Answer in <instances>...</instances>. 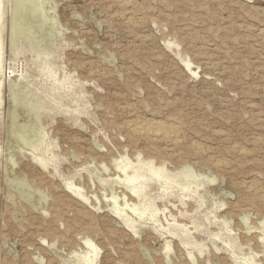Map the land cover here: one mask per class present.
I'll return each mask as SVG.
<instances>
[{
  "label": "rangeland",
  "instance_id": "374dc122",
  "mask_svg": "<svg viewBox=\"0 0 264 264\" xmlns=\"http://www.w3.org/2000/svg\"><path fill=\"white\" fill-rule=\"evenodd\" d=\"M28 1L33 37L13 44L0 0V264H82L84 239L95 264H264L237 225L264 217V0Z\"/></svg>",
  "mask_w": 264,
  "mask_h": 264
},
{
  "label": "bare ground",
  "instance_id": "6f19581e",
  "mask_svg": "<svg viewBox=\"0 0 264 264\" xmlns=\"http://www.w3.org/2000/svg\"><path fill=\"white\" fill-rule=\"evenodd\" d=\"M13 1V0H12ZM15 2V3H14ZM14 10H13V16H12V21H11V43H13V44H15V42H16V40H17V38H27V40H28V38H31V37H33L31 34L32 33H29V31H28V29H26V27H27V18H29L28 16L30 15V13H33V12H36V11H38L37 10V7H36V5H33V4H30L29 3V1L28 0H14ZM31 2V1H30ZM44 3V2H43ZM117 3L120 5V6H122V7H125V8H127V7H129V2L127 1V0H117ZM39 6V5H38ZM118 8V7H117ZM13 9V8H12ZM135 9V8H134ZM53 11V10H52ZM125 11H126V9H125ZM139 11V10H138ZM49 12V11H48ZM75 12V11H74ZM10 13V12H9ZM12 13V12H11ZM40 13V12H39ZM35 14V13H34ZM76 14V13H75ZM127 15V14H126ZM259 15V14H258ZM34 16V15H33ZM72 16V15H71ZM83 16V15H82ZM35 17V16H34ZM119 17H121V16H119ZM139 17V16H138ZM9 18H10V16H9ZM42 18V17H41ZM77 18V17H76ZM34 19V18H33ZM32 19V20H33ZM51 19H53V18H51ZM119 19V18H118ZM30 20V19H29ZM31 20V21H32ZM36 20V19H35ZM38 20V19H37ZM54 20V19H53ZM88 20V19H87ZM108 20V19H107ZM129 20V19H128ZM39 21V20H38ZM51 21V20H50ZM55 21V20H54ZM83 21V20H82ZM34 22V21H33ZM73 22V21H72ZM89 22V21H88ZM129 22H131V21H129ZM134 22V21H133ZM138 22V21H137ZM29 23H30V21H29ZM35 23V22H34ZM38 23V22H37ZM44 23V22H43ZM42 23V24H43ZM87 23V22H86ZM116 23V22H115ZM123 23V22H122ZM45 24H46V22H45ZM129 24H131V23H129ZM140 24V23H139ZM31 25V24H30ZM35 26V25H34ZM30 27V26H29ZM32 27V26H31ZM55 27V26H54ZM98 27V26H97ZM143 27V26H142ZM253 28V27H252ZM52 29V28H51ZM123 29H124V27H123ZM256 29V28H255ZM36 31V30H35ZM259 31V30H258ZM41 32V31H40ZM37 33V32H36ZM39 33V32H38ZM85 33V32H84ZM260 35L263 37V39H264V29H262V30H260ZM93 34V33H92ZM110 36V35H109ZM242 36V35H241ZM199 38V37H198ZM244 38V37H243ZM246 38V37H245ZM113 39V38H112ZM247 39H248V37H247ZM22 41V40H21ZM35 41V40H34ZM117 43V42H116ZM168 43H170V42H168ZM173 44V43H172ZM9 45H10V43H9ZM39 45V44H38ZM98 46V45H97ZM128 46V45H127ZM168 47H169V45H168ZM172 47V46H171ZM264 47V46H263ZM95 49V48H94ZM97 50V49H96ZM123 50V49H122ZM117 51V50H116ZM257 51H258V49H257ZM11 52V51H10ZM263 53V52H262ZM255 54V53H254ZM101 55V54H100ZM98 56V55H97ZM104 56V55H103ZM101 57V56H100ZM12 58V57H11ZM15 58V57H14ZM27 60V59H26ZM259 60V59H258ZM103 61V60H102ZM129 63V62H128ZM7 64V63H6ZM128 65V64H127ZM184 65L189 69V71H191L192 72V63L189 61V60H185L184 61ZM209 66V65H208ZM221 68V67H220ZM107 69V68H106ZM90 71V70H89ZM103 72V71H102ZM194 73H197V72H195V70L193 71ZM215 72V71H214ZM128 73V72H127ZM219 73V72H218ZM0 74H1V64H0ZM122 74V73H121ZM106 75V74H105ZM171 75V74H170ZM193 75V74H192ZM19 76V75H18ZM3 77V76H2ZM10 77V76H9ZM104 77V76H103ZM110 80V79H109ZM16 81V80H15ZM106 82H107V80H106ZM109 83V82H108ZM175 83V82H174ZM233 84H234V82H233ZM104 85V84H103ZM10 86V85H9ZM0 87H1V85H0ZM7 87V86H6ZM14 88V87H13ZM7 90H8V88H7ZM11 90V89H10ZM12 92V91H11ZM123 93V92H122ZM130 94V93H129ZM6 95V94H5ZM8 95H9V93H8ZM130 96V95H129ZM10 98V97H9ZM190 98H192V97H190ZM214 98V97H213ZM11 99V98H10ZM107 99V98H106ZM232 100V99H231ZM248 100V99H247ZM126 101V100H125ZM241 101V100H240ZM230 102V101H229ZM122 105V104H121ZM132 105V104H131ZM194 105H196V104H194ZM234 105V104H233ZM248 105V104H247ZM230 106H232V105H230ZM33 108V107H32ZM235 108V107H234ZM262 108V107H261ZM264 108V107H263ZM34 109V108H33ZM107 109V108H106ZM124 109V108H123ZM248 111V110H247ZM128 112V111H127ZM35 113V112H34ZM257 113V112H256ZM261 114H263V113H261ZM132 115V114H131ZM260 116V115H259ZM263 116V115H262ZM129 117V116H128ZM190 118V117H189ZM239 119V118H238ZM262 119V118H261ZM264 119V118H263ZM264 121V120H263ZM262 121V122H263ZM127 122V121H126ZM190 123V122H189ZM179 125V124H178ZM260 125V124H259ZM126 126L131 130V131H133V133H135L137 136L139 135V136H142V138L143 137H147V138H152V139H154V140H157V142L159 141H161V142H165V144L166 143H170V145H171V143H173V144H176V143H178L179 144V142H181V141H179L178 140V136L180 135L179 133H177V130L175 129V126H174V128L173 127H171V126H169V124L168 125H166L165 123H163V122H159V121H143V122H140V121H137V120H131V121H129V122H127V124H126ZM262 126V125H261ZM180 127V126H179ZM178 127V128H179ZM119 128H121V127H119ZM177 128V127H176ZM24 129V128H23ZM253 129V128H252ZM22 130V129H21ZM117 131V130H116ZM182 132V131H181ZM257 132V131H256ZM20 134V138L23 140V142H25V143H27L28 142V139H27V136H26V134H25V131H22L21 133H19ZM179 134V135H178ZM17 135V134H16ZM178 135V136H177ZM221 135V134H220ZM226 135V134H225ZM229 135V134H228ZM63 136V135H62ZM131 136V135H130ZM37 137L38 136H36V138L35 139H37ZM64 137V136H63ZM133 137V136H132ZM227 137V136H226ZM225 137V138H226ZM223 138V137H222ZM260 139V138H259ZM259 139H254V140H256L257 142H258V140ZM227 140V139H226ZM248 140V139H247ZM83 141V140H82ZM253 141V140H252ZM69 142V141H68ZM79 142V141H78ZM187 142V141H186ZM254 142V141H253ZM65 143V142H64ZM79 144V143H78ZM117 144V143H116ZM119 144H121V143H119ZM144 144V143H143ZM230 144V143H229ZM256 144V143H255ZM258 144H259V142H258ZM139 145V144H138ZM162 145H164V144H162ZM185 145V144H184ZM187 145V144H186ZM263 145H264V142H263ZM116 146V145H115ZM148 146H150V145H148ZM167 146V145H166ZM178 146V145H177ZM176 146V147H177ZM193 146V145H192ZM234 146V145H233ZM243 146V145H242ZM129 147V146H128ZM171 147H173V146H171ZM230 147V146H229ZM126 148V147H125ZM235 148V147H234ZM91 149V148H90ZM119 149H121V148H119ZM199 149V148H198ZM230 149V148H229ZM237 149V148H236ZM238 149L240 150H242V147H238ZM77 150V149H76ZM80 150V149H79ZM172 150V149H171ZM197 150V149H196ZM195 150V151H196ZM201 150V149H200ZM240 150V151H241ZM246 150V149H245ZM91 151V150H90ZM203 151V150H202ZM235 151H237V150H235ZM244 151V149L242 150V152ZM119 152H121V151H119ZM118 152V153H119ZM148 152V151H147ZM238 152V151H237ZM246 152V151H245ZM126 153V152H125ZM191 153V152H190ZM202 153V152H201ZM81 154V153H80ZM93 154V153H92ZM95 154V153H94ZM133 154H135V153H133ZM211 154V153H210ZM248 154V153H247ZM97 155V154H96ZM214 155V154H213ZM243 156H245L246 155V153L244 154V152H243V154H242ZM242 156V157H243ZM247 156H250V155H247ZM95 157V156H94ZM105 157V156H104ZM131 157H132V155H131ZM180 157V156H179ZM186 157H188L187 155H186ZM190 157V156H189ZM217 157V156H216ZM20 158V157H19ZM71 158V157H70ZM90 158H91V156H90ZM106 158V157H105ZM178 158V157H177ZM191 158V157H190ZM244 158H246V157H244ZM231 159V158H230ZM85 160V159H84ZM105 160V159H104ZM163 160V159H162ZM172 160V159H171ZM13 161V160H12ZM106 161V160H105ZM221 162V161H220ZM253 162V161H252ZM251 162V163H252ZM6 163H8V162H6ZM159 163V162H158ZM173 163V162H172ZM13 164V163H12ZM11 164V165H12ZM92 164V163H91ZM184 164V163H183ZM215 164V163H214ZM77 165V164H76ZM175 165V164H174ZM225 165V164H224ZM250 165V164H249ZM218 166V165H217ZM176 167V166H175ZM221 167H223L222 165H221ZM227 167V166H226ZM230 167V166H229ZM220 168V167H219ZM231 168V167H230ZM8 169V168H7ZM32 169V168H31ZM76 169V168H75ZM157 171H162L164 168L163 167H159V168H155ZM222 169H225V168H222ZM151 170V169H150ZM217 170V169H216ZM11 171V170H10ZM29 171V170H28ZM27 171V172H28ZM34 171V170H33ZM32 171V172H33ZM124 172H126V170H123ZM164 171V170H163ZM26 172V171H25ZM133 173V172H132ZM19 174V173H18ZM157 174V173H156ZM193 169L190 167V166H183V167H181V171H180V177H181V179H182V185L184 186L183 188H185L186 186H188V185H190L191 183H192V181H191V178L193 177ZM231 174V173H230ZM132 175V174H131ZM131 175H130V177H131ZM107 176V175H106ZM129 176V175H128ZM224 176V175H223ZM158 177V176H157ZM159 178V177H158ZM161 178V177H160ZM13 179V178H12ZM30 179V178H29ZM34 179V178H33ZM40 179V178H39ZM138 177H134V176H132L131 177V182L132 183H136L137 181H138ZM253 179V178H252ZM5 180V179H4ZM213 181V180H212ZM32 182V181H31ZM160 182V181H159ZM251 182V181H250ZM38 183V182H37ZM244 183H246V182H244ZM249 183V182H248ZM5 184V183H4ZM33 184V183H32ZM87 184V183H86ZM252 185V184H251ZM250 185V186H251ZM72 187H71V189H73V191L77 194V195H79L80 197H85V195L81 192V188H78V187H75V186H73V185H71ZM134 186V185H133ZM166 187V186H165ZM242 187V186H241ZM244 187V186H243ZM248 187V186H247ZM256 187V186H255ZM55 188V187H54ZM70 188V187H69ZM223 188V187H222ZM248 189H250V187L248 188ZM87 190V189H86ZM99 190V189H98ZM247 190V189H246ZM252 190V189H251ZM250 190V191H251ZM255 190H257V189H255ZM132 191V190H131ZM184 191V190H183ZM213 191H214V189H213ZM242 191V190H241ZM249 191V190H248ZM254 191V190H253ZM133 192L135 193V194H137V192H136V190L135 189H133ZM240 192V191H239ZM243 192V191H242ZM37 193H38V191H37ZM245 193V192H244ZM258 193V192H257ZM256 193V194H257ZM261 193V192H260ZM165 194V193H164ZM247 195V194H246ZM261 195V194H260ZM78 196V197H79ZM103 196V195H102ZM132 196V195H131ZM243 196V195H242ZM259 196V195H258ZM130 197V196H129ZM241 197V196H240ZM33 198V197H32ZM114 198V197H113ZM131 198V200L132 199H134V197H130ZM262 198V197H261ZM48 199V198H47ZM109 199V198H108ZM260 199V198H259ZM33 200V199H32ZM44 200V199H43ZM105 200V199H104ZM130 200V201H131ZM239 200V199H238ZM250 200V199H249ZM263 200H264V197H263ZM1 201V200H0ZM7 201V200H6ZM37 201H38V199H37ZM106 201V200H105ZM129 201V200H128ZM134 201H135V199H134ZM133 201V202H134ZM252 202H254L253 200H252ZM258 202H260V201H258ZM75 203V202H74ZM112 203V202H111ZM230 203V202H229ZM250 203V202H249ZM255 203V202H254ZM60 204V203H59ZM116 204H117V202H116ZM251 204V203H250ZM30 205V204H29ZM79 205V204H78ZM111 205V204H110ZM128 205V204H127ZM229 205V204H228ZM242 205V204H241ZM4 206V205H3ZM117 206V205H116ZM150 206V205H149ZM244 204H243V208H244ZM81 207V206H80ZM153 207V206H152ZM234 207V206H233ZM238 207H239V204H238ZM247 207V206H246ZM36 208V207H35ZM66 208V207H65ZM64 208V209H65ZM237 208V207H236ZM236 208L234 209V210H236ZM254 208H257L256 207V205H255V207ZM43 209V208H42ZM116 209V208H115ZM148 209V208H147ZM150 209H152V208H150ZM156 209V208H155ZM214 209V208H213ZM231 209V208H230ZM242 209V208H241ZM250 209V208H249ZM253 209V208H252ZM258 209V208H257ZM59 210V209H58ZM86 210V209H85ZM124 210V209H123ZM131 210V209H130ZM190 210V209H189ZM232 210V209H231ZM247 210V209H246ZM255 210V209H254ZM253 211V210H252ZM256 211H258V210H256ZM255 211V212H256ZM61 212V211H60ZM228 212H230V210L228 211ZM227 212V213H228ZM237 212V211H236ZM235 212V213H236ZM259 212H261L260 210H259ZM262 213V212H261ZM135 214V213H134ZM231 214V213H230ZM233 214V213H232ZM243 214V213H242ZM140 215V214H139ZM138 215V216H139ZM150 215V214H149ZM154 215V214H153ZM228 215H229V213H228ZM234 215V214H233ZM258 215V214H257ZM105 216V215H104ZM177 216V215H176ZM237 216V215H236ZM236 216H233V218L234 217H236ZM239 216V215H238ZM242 216V215H241ZM241 216H239V217H241ZM47 217V216H46ZM92 217V216H91ZM230 217H232V216H230ZM260 217V216H259ZM155 218V217H154ZM221 219V218H220ZM250 219V218H249ZM249 219L246 217V216H242V218H241V220H243L242 222L243 223H237V225H238V227H239V229H240V231H241V229H242V231H243V233L241 234L240 233V238L242 239V243L245 245V246H248V247H251V245L252 244H254V245H256L257 247L260 245V241H263L264 242V217H263V220H261L259 223H257V221H255V222H253L252 221V223L251 222H249ZM56 220V219H55ZM75 220V219H74ZM73 220V221H74ZM82 220V219H81ZM90 220H91V218H90ZM100 220V219H99ZM151 220H152V218H151ZM155 220V219H154ZM218 220V219H217ZM230 220V219H229ZM69 221V220H68ZM219 221V220H218ZM251 221V220H250ZM50 222V221H49ZM87 222V221H86ZM181 222V221H180ZM224 222V221H223ZM228 222V221H227ZM74 223V222H73ZM104 223V222H103ZM172 223V222H171ZM170 223V224H171ZM12 224V223H11ZM169 224V223H168ZM174 224V223H173ZM172 224V225H173ZM227 224H229V223H227ZM226 224V225H227ZM8 225V224H7ZM74 225V224H73ZM75 225H76V223H75ZM74 225V226H75ZM90 225V224H89ZM175 225V224H174ZM178 225V224H177ZM185 225V224H184ZM183 225V226H184ZM232 225V224H231ZM12 226V225H11ZM55 226V225H54ZM179 226H180V224H179ZM228 227V226H227ZM73 229V228H72ZM191 229V228H190ZM260 229V231L258 232V231H254V230H259ZM17 230V229H16ZM46 230V229H45ZM57 231V230H56ZM193 231V230H192ZM9 232V231H8ZM20 232V231H19ZM55 232V231H54ZM15 233V232H14ZM29 233V232H28ZM64 235V234H63ZM109 235H110V233H109ZM47 236V235H46ZM1 237V236H0ZM129 237V236H128ZM151 237V236H150ZM19 238H20V236H19ZM62 238V237H61ZM133 238V237H132ZM1 239V238H0ZM5 239V238H4ZM72 239V238H71ZM10 240V239H9ZM17 240V239H16ZM67 241V240H66ZM133 241V240H132ZM17 242V241H16ZM36 242V241H35ZM26 243V242H25ZM63 243V242H62ZM70 243V242H69ZM83 243V245H85V247L88 249V251L85 253V252H83V255H81L82 256V258H83V262H82V264H95L96 263V259H97V256H98V252H99V248L97 247V245L91 240V239H84V242H82ZM117 243V242H116ZM133 244V243H132ZM138 244V243H137ZM136 244V245H137ZM25 245V244H24ZM134 245V244H133ZM2 246V245H1ZM130 246V245H129ZM146 246H147V244H146ZM255 246V247H256ZM39 247V246H38ZM114 247V246H113ZM117 248V247H116ZM25 249V248H24ZM132 249V248H131ZM178 249V248H177ZM23 250V249H22ZM145 250V249H144ZM181 250V249H180ZM121 251H122V249H121ZM129 251V250H128ZM179 251V250H178ZM125 253H127V252H125ZM145 253V252H144ZM25 254V253H24ZM29 254V253H28ZM70 254V253H69ZM74 255H76L77 256V254H74ZM125 255V254H124ZM235 255V254H234ZM107 256V255H106ZM141 256V255H140ZM159 256V255H158ZM71 257V256H70ZM99 257V256H98ZM130 257H131V254H130ZM107 258V257H106ZM122 258V257H121ZM138 258H139V256H138ZM109 259H111L110 257H109ZM109 259H108V261H109ZM142 259V258H141ZM198 259V258H197ZM107 260V259H106ZM135 260V259H134ZM263 260V259H262ZM112 260H110V262H111ZM173 261V260H172ZM238 261H239V259H238ZM264 261V260H263ZM262 261V262H263ZM114 262V261H113ZM113 262H111V264L113 263ZM134 262V261H133ZM152 262V261H151ZM174 262V261H173ZM187 262H188V260H187ZM6 263V262H5ZM106 263V262H105ZM143 263V262H142ZM80 264V263H79ZM153 264V263H152ZM169 264V263H168ZM174 264H176V263H174ZM179 264V263H178ZM182 264H184V263H182ZM190 264V263H189ZM203 264V263H202ZM237 264H239V263H237ZM243 264H259V263H256V262H254L253 260H252V262H251V259L250 260H248L246 263H244L243 262Z\"/></svg>",
  "mask_w": 264,
  "mask_h": 264
}]
</instances>
